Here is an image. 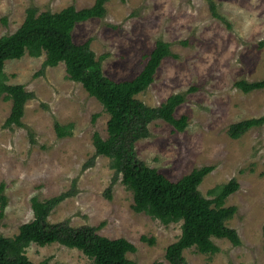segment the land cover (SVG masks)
I'll use <instances>...</instances> for the list:
<instances>
[{"label":"rangeland","instance_id":"rangeland-1","mask_svg":"<svg viewBox=\"0 0 264 264\" xmlns=\"http://www.w3.org/2000/svg\"><path fill=\"white\" fill-rule=\"evenodd\" d=\"M214 1L226 21L213 15L210 0H108L105 15L78 22L73 37L76 43L90 40L105 75L117 81L143 70L159 39L171 44L173 54L137 97L156 106L195 87L175 111L177 117L188 116V125L177 130L165 120L153 121L148 137L136 143L138 156L173 181L213 166L199 185L206 197L217 185L232 179L239 183L225 206L237 207L227 224L241 244L213 237L220 251L211 255L187 249L188 264H264V124L236 139L228 134L232 124L264 115V88L245 93L235 85L264 79V0ZM94 3L0 0V37L16 31L30 6L56 12ZM45 57L26 53L5 63L8 82L23 84L34 96L25 106L23 125L11 128L4 123L12 102L0 97V184L7 197L0 232L14 236L33 219V197L67 193L50 222L98 226L101 235L134 243L136 252L128 257L138 264H170L166 249L180 236L181 222L166 224L133 209V192L120 176L115 178L110 158L95 153L93 134L108 135L109 114L80 82L68 78L63 62L40 72ZM56 121L72 122V134L58 137ZM26 254L36 263L94 264L81 250L58 242L32 243Z\"/></svg>","mask_w":264,"mask_h":264},{"label":"trees","instance_id":"trees-1","mask_svg":"<svg viewBox=\"0 0 264 264\" xmlns=\"http://www.w3.org/2000/svg\"><path fill=\"white\" fill-rule=\"evenodd\" d=\"M106 2L108 0H95L92 6L80 9L69 5L56 12H39L37 7L30 6L16 31L0 37V97L12 102L11 112L4 125L9 128L22 126L25 106L34 96L23 84L8 82L6 61L20 59L26 53L34 57L45 53L40 72L48 66L54 67L63 62L68 78L80 82L109 114L108 135L103 137L98 131L93 134L95 153L110 158L115 178L120 176L125 186L133 192V209L166 224L181 222L180 236L166 249L165 257L169 263L188 264L184 252L192 247L201 253H218L220 247L213 237L227 238L234 245H240L237 231L227 224L237 207L225 206V200L239 187L237 180L232 179L211 188L208 191L209 197H206L199 190V185L213 170V166L195 168L179 180L173 181L138 156L136 143L148 137L149 125L153 121L165 120L177 130H184L188 125V116L177 117L175 111L185 101L186 94L195 87L184 93L171 94L156 106H150L137 97L154 81V75L163 59L173 54L171 44L159 39L146 56L148 60L143 70L133 78L117 81L105 75L101 59L90 47V40L75 42V25L90 18L104 16ZM210 8L215 17L226 21L218 12L214 0H210ZM235 85L249 93L264 88V79L253 82L240 80ZM96 117L97 114L94 119ZM263 124L264 115L245 119L232 124L228 134L236 139L248 129ZM54 128L58 137H65L72 134L74 124L56 121ZM4 190L5 184L1 183L0 218L7 205ZM66 195L67 193H62L45 200L32 198L33 219L21 224L14 236H5L0 232V264H49L48 260L39 263L32 261L27 256L26 249L32 243L44 246L54 242L81 250L94 264H138L128 257L129 252H136V245L124 237L109 238L99 233L98 226H74L66 219L50 222L49 215ZM142 239L154 242L153 238L149 239L147 236H142Z\"/></svg>","mask_w":264,"mask_h":264}]
</instances>
